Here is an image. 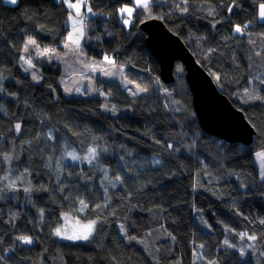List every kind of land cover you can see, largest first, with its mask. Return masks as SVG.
Instances as JSON below:
<instances>
[{
    "label": "trees",
    "instance_id": "obj_1",
    "mask_svg": "<svg viewBox=\"0 0 264 264\" xmlns=\"http://www.w3.org/2000/svg\"><path fill=\"white\" fill-rule=\"evenodd\" d=\"M130 2L89 0L94 17L85 21L81 43L83 55L115 59L126 65L127 80L147 89L130 95L115 81L98 80L97 89L110 102L129 109L111 115L99 97H63L57 64L31 48L23 52L29 36L41 49L61 50L69 30L64 4L20 0L11 6L0 0V184L15 191L12 197L0 195V264H151L137 245L121 236V225L127 237L142 238L156 228L174 237L172 245L159 243L158 264H191L195 244L203 245L205 259L219 264H264V257L254 263L220 248L227 229L233 241L240 233L255 234L257 246L264 249V179H258L254 164L255 152L264 151L260 0H235L239 7L232 12V0H153L151 15L137 10L133 25L125 28L118 9ZM149 18L162 20L183 41L219 91L243 113L255 132L249 146L202 131L183 70H174L173 84L160 82L158 63L139 29ZM245 24L244 35L235 33L236 25ZM21 55L31 57L40 70V84L21 72ZM179 81L184 90L174 94ZM90 147L98 153L91 163L72 161L68 155L83 156ZM81 199L88 204L83 212ZM194 208L210 232L194 222ZM63 213L84 223L97 220L93 237L59 239L54 233ZM22 236L32 243L17 239Z\"/></svg>",
    "mask_w": 264,
    "mask_h": 264
},
{
    "label": "rangeland",
    "instance_id": "obj_2",
    "mask_svg": "<svg viewBox=\"0 0 264 264\" xmlns=\"http://www.w3.org/2000/svg\"><path fill=\"white\" fill-rule=\"evenodd\" d=\"M58 2H61L64 4L63 0H58ZM71 2L78 3L79 0H71ZM125 5L131 7L132 0L129 4H124L121 7ZM64 6L68 9L69 13L73 15V17L76 16L75 9H69L66 4H64ZM88 7H91L89 4V0H87V6H81L80 8V12L84 16V21L89 19L90 15L93 14V11L92 12L87 11ZM137 10L143 11L142 9H136V11ZM135 12L133 13V22L135 19L134 18ZM69 13H68V17H69ZM144 14L147 17L149 16L147 13H144ZM119 17L122 23V18L120 14H119ZM125 18H126V15H125ZM68 23L69 24L71 23L69 19H68ZM122 25L125 28H128L123 23ZM91 41L93 42V40ZM96 41H99V38L94 39V42ZM55 53L56 54H52L51 56H49V58H51L57 64L60 70V75L58 78L57 85L63 97L65 98H78V97H84V96L99 97L103 100L102 108L104 112L111 114V115H120V114L128 113L129 109L125 107H119L115 105L114 103L110 102L109 95L103 90L97 89L96 83L98 82V80L115 81L120 85L122 90H124L126 93L130 95H141L145 93V91H139V89L136 87V85H138L137 83L135 82L128 83L129 80H127L125 77L126 65L124 64H118V65L124 66L123 75L116 74L113 76H107V75H104L103 72L101 71L102 67L103 68L110 67L109 65L106 64V62H104V57L101 59L88 58L82 53L81 54L79 53L77 55V54H70L69 52L63 53L61 52V50L60 51L55 50ZM179 67H181V65L178 63L174 66V70L180 69ZM26 68H27V65H25L24 63H20L21 72L24 75L28 76L32 80V82H34L35 84H40L42 82V75H41L40 70L37 67H35L33 69H28L27 71H25ZM93 69H95V71ZM33 73H35L37 77L39 78V83H37L35 80L32 79ZM139 87L142 88L141 86ZM77 89H79V91H77ZM183 90H184L183 82L179 81L176 85H174L172 91L174 92V94H179V92ZM173 103L175 104L174 106L175 109H178V105L175 102ZM257 152H260V151H257ZM257 152H255L254 154V164H255L258 179L262 180L260 160L256 156ZM68 155L71 158L72 155H76V154L72 152V153H68ZM86 156H88V152L85 153L83 156H79L81 157V159L72 160V161H75L78 163L81 162L82 164L89 163L88 160L84 159V157ZM240 189H242V187H240ZM3 193L9 194L12 197V194L14 195L15 191L11 186L5 187L4 183H2L0 184V195H2ZM65 214L66 213L61 214L60 216L61 222L59 226H57L56 228H66L69 230V233H71V231L74 230L75 228V222L77 221V219L72 218L68 214L70 219L68 221H65L63 218ZM193 219L202 232H205V233L210 232V227L208 223L204 220L200 210L196 208L193 209ZM81 223H84V222H81ZM118 231L121 234V236L125 238L128 242H131L137 245L144 252V254L149 259L151 264H158L157 252H158L159 243L166 242V243H170L171 245L173 243L172 236L164 228H156V230L149 231L142 238H136L135 240H129L128 237L125 235V230L124 232L121 231V226H118ZM58 238L61 239L60 237ZM61 240H64V239H61ZM225 240L233 244L234 247H231V248L227 247L225 245ZM65 241H70V240H65ZM220 248L231 249L232 251L238 254V258L240 260L250 259L254 263H257V262L259 263L261 258L264 257V249H262L261 247H258L255 241H250L247 238L241 240L239 234L237 235L236 241H233L230 238V234L227 229H225V235H224ZM241 251H243L244 253L243 255H241ZM213 262L214 264H219L216 259L207 260L203 257V247H201V244H195L193 246L191 264H213ZM171 264H179V262H173Z\"/></svg>",
    "mask_w": 264,
    "mask_h": 264
},
{
    "label": "water",
    "instance_id": "obj_3",
    "mask_svg": "<svg viewBox=\"0 0 264 264\" xmlns=\"http://www.w3.org/2000/svg\"><path fill=\"white\" fill-rule=\"evenodd\" d=\"M146 48L155 58L159 79L166 85L175 82L174 66L179 63L188 87L192 108L204 133L229 144L249 146L254 130L243 113L217 88L210 74L196 61L183 41L158 18L139 24Z\"/></svg>",
    "mask_w": 264,
    "mask_h": 264
},
{
    "label": "snow or ice",
    "instance_id": "obj_4",
    "mask_svg": "<svg viewBox=\"0 0 264 264\" xmlns=\"http://www.w3.org/2000/svg\"><path fill=\"white\" fill-rule=\"evenodd\" d=\"M6 3L11 4V5H17L20 3V0H5ZM64 4L67 5L69 9H75L76 10V16L73 17L71 13H69V21L71 22V30L68 32L65 42H64V48L68 49L69 52L79 54L81 51V40L84 38V16L80 12L81 6H87V0H79L78 3H72L71 0H63ZM184 4L188 2V0H182ZM152 3L153 0H132V6L129 7L127 5L121 7L118 9L119 14L121 15L122 18V23L126 27H130L133 25V13L136 11V9H142L144 13H147L149 16L151 15L152 11ZM233 7H239V5L236 4L235 0H232V6L228 8L229 12H232ZM88 12H92L91 7L87 8ZM182 11H187V8L182 9ZM256 12L258 15L259 20L264 21V0H260V2L257 4ZM94 14V13H93ZM126 15V18H125ZM248 28V24L243 25L241 27L240 25L235 26V33L244 35L245 30ZM262 38H264V35H262ZM251 43H254V41H250ZM33 49L38 57H49L52 54L55 53V49H50V48H43L41 49L40 44L37 42L36 39H34L32 36H29L24 43L23 46V52L24 53H29V50ZM257 56L260 55V52L256 53ZM20 60L23 61L25 65H27V68L25 71L28 69H33L35 68V65L33 64V60L31 57H26L24 55L20 56ZM104 62H106L107 65H109V68H101V71L103 72L104 75L107 76H113L116 74L123 75L124 72V66L123 65H118L116 60L109 57V56H104ZM95 71V69H93ZM177 71H182V69H177ZM32 79L35 80L37 83H39V78L35 73L32 75ZM215 79L219 82L220 77L215 76ZM128 83H132V81H129ZM251 83V81H250ZM261 83H264V80L261 81ZM136 87L139 89V91H147L146 88H140L139 85H136ZM3 89L0 88V91ZM79 91V89H77ZM248 90L245 89V94H247ZM135 94V93H133ZM258 99H261V97H257ZM15 131L17 134L20 133L21 131V125L19 123L15 124ZM51 138V137H49ZM169 148L172 147V145H168ZM98 153L97 149L95 147H90L88 149V156L84 157V159L88 160L90 163L92 160L96 159ZM257 158L260 160V165H261V179H264V151H260L256 153ZM5 160H9L10 157L5 156ZM72 160H78L81 159V157L72 155L71 156ZM155 163H159V161H155ZM107 179V177H105ZM117 181H120L121 183L123 182L120 176H116L115 178ZM25 192L31 191L29 188L24 189ZM79 211L83 212L88 208V204L83 200H79ZM96 207H99L97 205ZM41 216H43V212H41ZM64 220L68 221L70 219L69 215L66 213L64 215ZM98 221L97 220H91L87 223H81L79 220L75 222V228L74 230L69 233V230L66 228H56L55 229V235L60 237L61 239L64 240H70V241H89L91 237H93L95 231H96V226H97ZM261 224H264V220L260 221ZM121 231L124 232V226L121 225ZM240 238L241 240L247 238L250 241H256L257 236L255 234L248 235V233H240ZM17 239L21 240L25 244H31L32 240L27 237V236H22V237H17ZM129 240H135V236L128 237ZM174 239V237H173ZM225 245L229 248L234 247L233 244L229 243L227 240H225ZM203 247V245H201ZM243 251H241V255H243ZM2 259V257H0ZM214 264V262H213Z\"/></svg>",
    "mask_w": 264,
    "mask_h": 264
},
{
    "label": "crops",
    "instance_id": "obj_5",
    "mask_svg": "<svg viewBox=\"0 0 264 264\" xmlns=\"http://www.w3.org/2000/svg\"><path fill=\"white\" fill-rule=\"evenodd\" d=\"M4 2H5V0H3ZM6 3V2H5ZM6 4H8V3H6ZM9 5H11V4H9ZM94 17V15L92 14V15H90V18H93ZM69 24V23H68ZM69 26V30H68V32L71 30V23L68 25ZM85 31H86V27H85V21H84V33H85ZM68 32H67V34H68ZM67 34L65 35V38H66V36H67ZM84 36H85V34H84ZM65 38H64V40H63V42H62V44H61V52H63V53H66V52H69V50L68 49H66V48H64V42H65ZM82 41H83V39L81 40V43H82ZM70 54H75V53H71V52H69ZM80 54H81V51H80ZM78 55V54H77Z\"/></svg>",
    "mask_w": 264,
    "mask_h": 264
}]
</instances>
